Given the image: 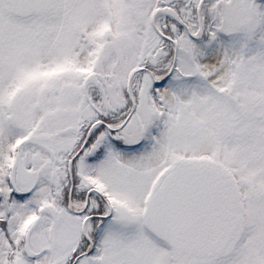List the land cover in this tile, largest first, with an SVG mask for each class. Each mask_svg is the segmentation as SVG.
<instances>
[{
    "label": "snow or ice",
    "instance_id": "1",
    "mask_svg": "<svg viewBox=\"0 0 264 264\" xmlns=\"http://www.w3.org/2000/svg\"><path fill=\"white\" fill-rule=\"evenodd\" d=\"M0 264H264V0H0Z\"/></svg>",
    "mask_w": 264,
    "mask_h": 264
}]
</instances>
